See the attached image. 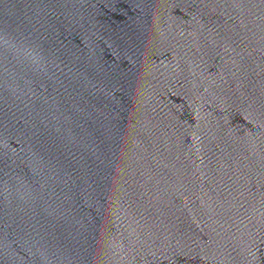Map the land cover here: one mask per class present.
<instances>
[{
    "label": "water",
    "instance_id": "obj_1",
    "mask_svg": "<svg viewBox=\"0 0 264 264\" xmlns=\"http://www.w3.org/2000/svg\"><path fill=\"white\" fill-rule=\"evenodd\" d=\"M0 264H264V0H0Z\"/></svg>",
    "mask_w": 264,
    "mask_h": 264
}]
</instances>
